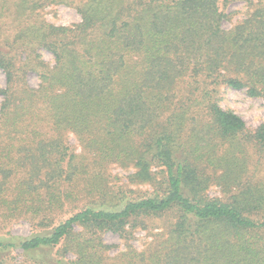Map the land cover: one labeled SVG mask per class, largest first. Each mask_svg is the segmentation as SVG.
<instances>
[{
    "label": "trees",
    "instance_id": "16d2710c",
    "mask_svg": "<svg viewBox=\"0 0 264 264\" xmlns=\"http://www.w3.org/2000/svg\"><path fill=\"white\" fill-rule=\"evenodd\" d=\"M60 3L80 21H47ZM0 69V222L35 228L0 235V264H264V122L220 105L264 100V0H0Z\"/></svg>",
    "mask_w": 264,
    "mask_h": 264
},
{
    "label": "rangeland",
    "instance_id": "374dc122",
    "mask_svg": "<svg viewBox=\"0 0 264 264\" xmlns=\"http://www.w3.org/2000/svg\"><path fill=\"white\" fill-rule=\"evenodd\" d=\"M221 8L224 11H238L235 14L234 19L241 17L242 13L246 9L244 1H234L229 3L226 7L222 2L220 3ZM45 19L56 25H72L80 21V15L75 8L66 4H51L45 7L41 13ZM224 28H229L232 22L226 20L222 21ZM44 60L52 63L53 55L47 51H41ZM27 82L31 86H36L38 84V78L35 73L29 72L27 74ZM5 85V74L0 69V86ZM1 101V96H0ZM220 105L223 108H230L234 112L243 118L247 126L251 129L255 128L260 123L264 122V100L260 98H252L245 94L243 90L229 89L223 92V97L220 100ZM70 142L75 146V150L79 152L81 147L76 141L75 136L69 135ZM132 172V168H122L119 165L113 163L107 166V173L109 177L118 178L119 183L125 182L128 173ZM132 188H139L140 190L149 189L146 185H130ZM208 194L211 196H219L220 188L218 186H211L208 190ZM33 228L26 218L12 219L5 222L4 224L0 222V235L5 233H11L15 235L27 236L33 232ZM159 231V228H154L152 231H147L146 229H136L131 233L129 238V243L139 250L145 249L148 244L154 239L155 233ZM103 240L108 244L115 245L110 251V255H114L119 251L125 249L124 238H122L118 233L113 231H104L102 234ZM15 258V262H18L21 258L19 251H14L12 253Z\"/></svg>",
    "mask_w": 264,
    "mask_h": 264
}]
</instances>
